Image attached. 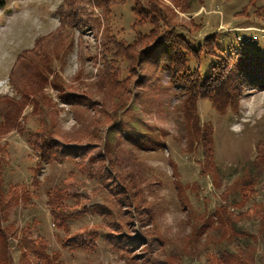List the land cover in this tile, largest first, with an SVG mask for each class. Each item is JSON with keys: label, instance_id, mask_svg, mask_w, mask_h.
Here are the masks:
<instances>
[{"label": "rangeland", "instance_id": "obj_1", "mask_svg": "<svg viewBox=\"0 0 264 264\" xmlns=\"http://www.w3.org/2000/svg\"><path fill=\"white\" fill-rule=\"evenodd\" d=\"M60 1L0 0V112L9 99L24 97L33 63H37V56L32 54L16 61L18 53L47 33L51 35L42 49L51 54L57 46L53 53L58 51L60 60L53 62V67L61 86L47 85L43 89L42 107L34 105L31 109V102L27 104L23 110L25 130L21 132L18 123L0 136L4 195L10 191L19 196L24 188L29 191L27 201L19 197L5 210L2 224L12 231L5 247L13 264H18L22 240L38 237L55 264H125L121 253L136 256L134 260L140 263L148 251L155 264H167L170 253L189 243L191 231L175 182H181L196 212H201L205 203L212 210L220 202L240 200L237 188L239 178L245 175L243 167L264 150L256 144L264 137V90L241 88L235 108L227 107L222 113L208 100L198 101L201 122L213 128L216 173L209 169L204 175L200 173V149L185 145L182 106L186 89L183 84H171L166 70L155 69L157 73H148L151 77L145 75L146 86L133 88L124 105L125 94H118L127 86H114L108 91L109 84L100 90L94 85L106 33L128 43L136 34L149 31V21L133 26V3L111 0L105 15L96 9L79 8L84 26H74L67 20L59 25L54 10ZM139 1L145 8L144 1ZM155 1L166 5L163 10H171V19L187 31L193 21L202 24L199 32L188 37L191 44L217 32L219 38L220 34L224 37L220 43L231 41L237 47L238 42L245 45L252 40L264 51V10L259 8L264 0L195 1L185 11L173 0ZM211 60L199 63L201 73ZM126 74L123 62L120 78ZM133 79L130 82L135 83ZM66 93L88 94L91 98L86 99L87 105L70 106L62 97ZM37 128L51 131L53 141L75 150L76 155L40 160L33 146L39 141L31 137L28 142V130ZM33 175L38 180L34 186L30 185ZM117 177L121 184L127 177L138 180L143 185L139 199L123 193L127 184L116 192L112 187ZM255 190L244 204L251 216L242 222L251 231H255L253 224L261 212L258 205L264 203V170ZM56 197L72 211L68 230L54 225L49 215V202ZM125 241L130 243L126 249L130 253H124L126 247L122 245L121 249L116 243ZM28 257L29 264L41 262L33 254ZM200 260L209 264L205 257Z\"/></svg>", "mask_w": 264, "mask_h": 264}, {"label": "trees", "instance_id": "obj_2", "mask_svg": "<svg viewBox=\"0 0 264 264\" xmlns=\"http://www.w3.org/2000/svg\"><path fill=\"white\" fill-rule=\"evenodd\" d=\"M133 3L131 9L132 14L136 17L134 25L142 24V20H148L151 28L147 33H138L128 43L116 38L114 35L106 33L104 42L102 43L101 66L98 67L96 80L94 85L100 90L109 84L108 91L114 86H127L118 95L125 94L122 105L127 104L125 100H130L133 94V88L146 86L144 82L147 76L157 73L155 69H164L168 72L169 82L171 84H183L187 95L184 99V123H185V145L189 149L199 148L203 156V168H200V173H205L212 170L215 172L213 162V128L208 122L202 123L199 114L197 113V103L200 99L208 100L212 107L219 110L221 113L227 107L235 108L238 100L239 90L243 87H248L258 91L264 90V51L259 48L257 42L251 43L247 40L245 45L238 42L235 47L231 41L222 42V35L214 32L201 38L197 44H191L188 37L199 32L202 27L200 22L190 23V32L179 24L173 21L169 13L165 11L164 4H159L155 0H143L145 8H141L139 0H130ZM197 1L202 3L203 0H173L175 5L182 11L189 10L192 2ZM111 0H61L55 8L54 12L57 15L59 25L64 20H67L74 26H84L82 18L78 15V9L84 11L98 10L105 15L109 12ZM264 10V5L259 7ZM157 14L158 16H154ZM101 19V18H100ZM97 18V20H100ZM247 27V26H244ZM185 30L182 32V30ZM50 33L35 38L33 46L20 51L16 57V61H23L28 58V54L37 56V63H33L31 71V79L29 80L24 97L19 99H9L5 104L4 109L0 112V136L10 130L11 127L17 126L22 132L26 129V115L23 110L28 103L31 102V109L34 105L41 106L43 89L50 85L51 87H61L59 84V74L54 70L53 62L60 60V54L53 53L56 45L53 46L51 54L47 50L42 49V45L46 43V37ZM235 39L237 34L235 33ZM190 39V38H189ZM46 51V52H45ZM212 59L207 63V70L201 73L199 63L206 59ZM34 62V61H32ZM125 63L127 74L120 78L122 63ZM148 63L150 66H148ZM147 64V68H146ZM145 66V67H144ZM146 72L144 73V71ZM150 71H149V70ZM150 74L148 75V73ZM11 73V72H10ZM146 77L144 78V76ZM133 76V77H132ZM134 82H130V79ZM130 82V85L127 83ZM23 87V85H22ZM110 88V89H109ZM24 89V88H22ZM138 89V88H137ZM62 91H60L61 93ZM127 95V96H126ZM129 95V97H128ZM4 99H7L4 96ZM63 99L70 106L87 105L88 94H63ZM11 101V102H10ZM10 102V103H9ZM31 142V137L39 142L34 143L36 153H39V159H51L56 157L62 159L65 157H74L75 150L67 147H62L56 140H52V133L44 129H29L28 130ZM257 147L264 149V137L257 141ZM0 159L4 160L2 156ZM40 160H37L36 165ZM38 166L35 168V173L38 172ZM245 175L239 178V187L237 193L240 200L233 203L227 201L220 202L210 210L206 203L201 212H196L185 193V189L181 182H175V190L178 199L186 209V216L191 223L190 241L182 247L177 248L166 258L167 264H201L200 257H205L209 264H264V203L258 205L260 215L255 220L254 230L251 231L242 226V222L250 218L251 213L249 208L244 209L246 199L252 192H256L255 187L262 176L264 170V150H259L256 158L245 165ZM2 168L0 169L1 173ZM216 173V172H215ZM30 185L34 186L38 180L34 177ZM117 182L113 184L115 191L125 188V195L139 199V193L142 190L140 182L136 179L127 177V181L123 184ZM104 185V184H103ZM196 185V184H194ZM195 187H193L194 189ZM103 193L104 191H100ZM20 195L14 192L4 191L2 189V179L0 177V264H13L10 255L5 247V242H8L12 231L7 226H4L2 220L6 208L11 202L21 198L23 201L29 199V191L27 188L19 191ZM104 194V193H103ZM255 194V193H254ZM105 195V194H104ZM253 195V194H252ZM125 199V198H124ZM62 200V199H60ZM58 199L54 198L49 202V215L54 225L68 230V220L72 215L71 209ZM96 209H99L97 204H93ZM92 205V207H93ZM127 206V205H126ZM234 207V208H233ZM241 224V225H240ZM211 228L210 230H208ZM204 234V235H203ZM196 242V244H194ZM122 249L124 245L125 252L130 253L126 249L130 247L129 241L116 242ZM259 247L261 251H259ZM21 249L18 264H29L26 258L28 254H33L34 257L41 260L39 264H55L51 257L45 253V245L40 237L30 240L23 239L19 245ZM125 264H155L153 254L148 251L144 254L141 262H136L134 255L124 256ZM30 259V257H28ZM21 259L22 262H21ZM135 259V260H134Z\"/></svg>", "mask_w": 264, "mask_h": 264}]
</instances>
